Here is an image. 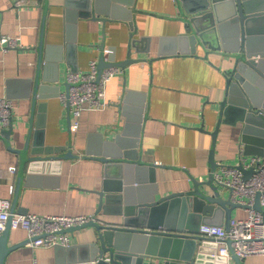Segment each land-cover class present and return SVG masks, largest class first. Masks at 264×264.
Wrapping results in <instances>:
<instances>
[{"label": "crops", "instance_id": "1", "mask_svg": "<svg viewBox=\"0 0 264 264\" xmlns=\"http://www.w3.org/2000/svg\"><path fill=\"white\" fill-rule=\"evenodd\" d=\"M19 1L0 0V37L12 38L17 43L16 48L0 44V100L6 98L14 104L12 147L23 149L29 132L32 144L35 131L41 128L47 147L59 148V156L71 152L77 157L47 160L38 164L35 172L30 171L29 165L15 214L118 219L96 214L99 196L95 191L101 190L104 164L86 158V153L97 149L100 141L92 136L109 141L123 130L127 118L122 116L120 107L127 90L139 95L137 102H141L139 97L143 93L146 100L147 119L142 124L139 151L144 162L163 165L156 169L159 192L156 198L189 190L192 177L208 178L212 132L217 125L219 104L227 90L226 76L235 65L234 59L223 52L198 46L195 56H162L151 64L120 69L107 85L106 99L113 104L105 110L84 112L76 132L71 131L73 119L69 108L60 99L65 94L67 73L71 70L88 72L90 61L99 60L102 44L104 48L116 49V61L124 60L134 29L136 39L151 37L150 56L157 57L162 38L186 31L177 0H123L122 3L116 0H24L22 5ZM87 3L92 14L78 17L85 14ZM42 40L43 49L55 46L52 56L59 54L61 60L56 80L41 83L53 88L59 86L60 95L35 100L33 90L37 75L41 81L42 76L52 77L51 70L45 73L43 63L39 66L38 48ZM201 126L204 131L200 130ZM218 133L215 145L218 164L233 166L250 160L235 128L222 126ZM20 165V156L10 150L6 140H0V199H10L13 203ZM11 167L16 168L14 174L9 170ZM220 174H224L223 169ZM246 217L245 208H237L232 214V219ZM67 236L69 247L34 249L25 243L8 255L6 264H85L76 259L86 258L84 247L95 240L96 229L78 230ZM26 240V230L13 229L9 244ZM70 247L74 249L68 251ZM152 259L156 264L161 263L160 259ZM243 261L244 264H264V256ZM228 264L235 262L229 259Z\"/></svg>", "mask_w": 264, "mask_h": 264}, {"label": "water", "instance_id": "2", "mask_svg": "<svg viewBox=\"0 0 264 264\" xmlns=\"http://www.w3.org/2000/svg\"><path fill=\"white\" fill-rule=\"evenodd\" d=\"M121 2L123 0H116ZM186 31L173 37L162 38L157 57L151 54V37L134 38L136 29L131 33L124 60L116 61V49L105 62L103 54L98 60L99 75L107 67L122 71L133 65L151 64L162 56L197 54L198 46L207 51L223 52L233 58L235 65L226 76L227 90L224 100L219 104L217 125L212 132L213 147L209 160L210 175L206 180L191 178V188L187 191L159 195L156 185L157 168L163 165L144 162L139 151L142 124L145 116L146 100L144 93L138 99L135 92L127 90L121 105V114L127 122L113 140L99 138L97 149H89L86 158H94L104 164V175L96 214L118 218L96 221L76 226L64 233L95 228L97 236L85 245V259L76 262L85 264H156L152 258L160 259L158 264H227L223 257L211 254L217 245L206 240L199 232L202 225L230 229L232 214L244 205L233 203L230 191L216 179L223 167L240 170L243 179L248 180L254 169L247 170L242 163L222 166L215 160V145L222 126L235 128L240 134L241 144L246 156H264V0H177ZM85 14L88 17L91 7L87 3ZM100 20V19H99ZM105 22L106 19H102ZM39 45V66L43 63L45 73L52 71V77L39 74L34 81L33 99L51 98L60 95V87L42 84L54 82L60 55H53L55 46L43 49ZM168 46V48H166ZM58 48V47H57ZM61 48V47H60ZM104 50V45L100 46ZM51 55V56H50ZM46 75V74H45ZM54 75V76H53ZM42 82V83H41ZM45 83V82H44ZM70 85L66 82V96ZM69 108V107H68ZM142 117V118H141ZM200 130L204 131L201 126ZM14 121L8 129L0 133V140H6L10 150L21 158L12 213H15L25 180L26 168L30 171L47 160L74 159L77 155L67 152L59 156V148L45 145L44 130L37 128L31 144L30 132L23 149L12 147ZM222 166V167H221ZM166 167V166H164ZM35 172V171H34ZM30 176H26L28 179ZM29 184H26V186ZM261 193L255 196L254 209L264 213L260 202ZM12 233L11 220L0 235V264H6L8 255L22 247L23 243L10 245ZM230 255L235 264H244L235 254L229 242ZM74 248H67L68 251ZM75 262V263H76Z\"/></svg>", "mask_w": 264, "mask_h": 264}, {"label": "built area", "instance_id": "3", "mask_svg": "<svg viewBox=\"0 0 264 264\" xmlns=\"http://www.w3.org/2000/svg\"><path fill=\"white\" fill-rule=\"evenodd\" d=\"M20 5L25 1H19ZM0 44H7L8 47H17L14 39L0 37ZM106 62L114 50L106 47L101 51ZM98 60L89 63V71L71 70L67 73V84L70 85L69 95L66 93L60 96L65 102L73 119L71 131L76 132L81 124V116L87 111L105 110L113 103L106 99L107 85L120 72L119 68L107 67L98 77ZM14 104L11 100L1 98L0 100V133L11 124V116ZM244 168L254 169V174L250 179L244 180L240 170L223 167L224 174H216L218 182L224 186L231 194L233 203L245 206L247 217L245 219H232L230 229L225 227L202 225L199 234L206 240L217 245L213 249L212 256L232 259L230 255L229 242L235 254L241 259L253 256H264V214L254 209L255 196L261 193L260 202L264 207V156H251L250 160H242ZM10 172H16L15 167H11ZM12 201L10 199H0V235L5 231L6 224L11 220L13 229H24L28 232L27 245L31 248L41 247H69L71 245L67 233L64 231L76 226L84 225L97 220V216H38L35 214H15L11 210Z\"/></svg>", "mask_w": 264, "mask_h": 264}]
</instances>
